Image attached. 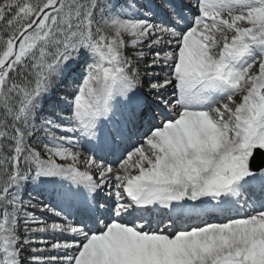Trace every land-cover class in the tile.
I'll return each mask as SVG.
<instances>
[{"label":"snow or ice","instance_id":"snow-or-ice-1","mask_svg":"<svg viewBox=\"0 0 264 264\" xmlns=\"http://www.w3.org/2000/svg\"><path fill=\"white\" fill-rule=\"evenodd\" d=\"M0 264H264V0H3Z\"/></svg>","mask_w":264,"mask_h":264},{"label":"rangeland","instance_id":"rangeland-1","mask_svg":"<svg viewBox=\"0 0 264 264\" xmlns=\"http://www.w3.org/2000/svg\"><path fill=\"white\" fill-rule=\"evenodd\" d=\"M3 2V0H0V3H2Z\"/></svg>","mask_w":264,"mask_h":264}]
</instances>
